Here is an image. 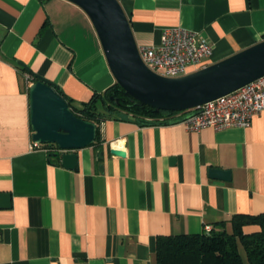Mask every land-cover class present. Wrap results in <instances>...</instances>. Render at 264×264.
<instances>
[{
    "label": "crops",
    "instance_id": "crops-1",
    "mask_svg": "<svg viewBox=\"0 0 264 264\" xmlns=\"http://www.w3.org/2000/svg\"><path fill=\"white\" fill-rule=\"evenodd\" d=\"M119 2L138 46L185 28L211 42L213 65L264 42V0ZM88 18L67 0H0V264H156L158 237L264 214V111L249 128L217 131L107 118L75 170L60 150H31L34 82L22 68L76 107L116 84Z\"/></svg>",
    "mask_w": 264,
    "mask_h": 264
},
{
    "label": "water",
    "instance_id": "water-1",
    "mask_svg": "<svg viewBox=\"0 0 264 264\" xmlns=\"http://www.w3.org/2000/svg\"><path fill=\"white\" fill-rule=\"evenodd\" d=\"M67 1L81 8L91 20L109 69L124 94L139 106L151 107L156 112L187 113L184 118L164 124H179L195 115L192 110L264 77V42H261L187 76L163 78L143 63L130 21L119 0ZM57 90L58 86L43 78L29 87L32 138L42 145H56L62 151V165L75 170L77 151L96 142L98 127L78 118ZM142 124L153 123L143 121ZM111 153L125 156L121 151L111 150ZM210 176L216 180H232L231 172L221 169H212ZM8 198L0 195V201L7 205Z\"/></svg>",
    "mask_w": 264,
    "mask_h": 264
},
{
    "label": "trees",
    "instance_id": "trees-1",
    "mask_svg": "<svg viewBox=\"0 0 264 264\" xmlns=\"http://www.w3.org/2000/svg\"><path fill=\"white\" fill-rule=\"evenodd\" d=\"M22 70L29 73L33 82L38 83L40 77L25 67ZM57 91L78 118L97 125L112 117L136 118L140 125L143 121L166 123L177 119L174 117L177 114L186 113L156 112L151 107L139 106L133 98L124 94V90L117 83L102 94H93L91 100L81 107H76L59 88ZM100 107L105 110L101 111ZM98 132L99 128L96 142L99 139ZM43 147L59 151L56 145L47 144ZM228 224L231 230L228 229ZM246 226H256L259 230L247 232ZM211 229L209 235L203 233L158 237L154 256L156 264H264V214H236L229 223L221 221Z\"/></svg>",
    "mask_w": 264,
    "mask_h": 264
},
{
    "label": "built area",
    "instance_id": "built-area-1",
    "mask_svg": "<svg viewBox=\"0 0 264 264\" xmlns=\"http://www.w3.org/2000/svg\"><path fill=\"white\" fill-rule=\"evenodd\" d=\"M138 50L143 63L152 72L163 78L176 79L211 66L209 62L214 53L211 42L199 33L181 27L165 28L159 45L138 46ZM263 111L264 77L192 110L195 115L183 121V124L193 131L204 128L216 131L233 127L249 128L254 117ZM30 148L51 152L36 142ZM204 230L208 235L212 231L210 226Z\"/></svg>",
    "mask_w": 264,
    "mask_h": 264
}]
</instances>
